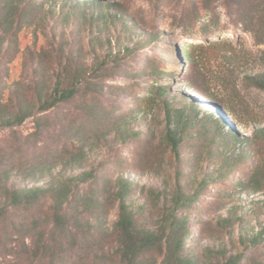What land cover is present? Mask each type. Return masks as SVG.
Segmentation results:
<instances>
[{
	"label": "trees",
	"instance_id": "trees-1",
	"mask_svg": "<svg viewBox=\"0 0 264 264\" xmlns=\"http://www.w3.org/2000/svg\"><path fill=\"white\" fill-rule=\"evenodd\" d=\"M33 3L34 0H29L24 6ZM77 3L82 8L80 14L84 16V23H90L91 30L85 27L79 31L73 29L66 39L53 29L52 47L37 48L32 52L35 72L41 76L29 82L24 76L12 84L0 82V131L22 126L33 118L36 134L40 133L48 119L44 113L80 97H90L91 104L84 105L82 111L94 126L77 140L72 134L73 126H67L71 147L65 146L62 152L65 154L69 148L68 152L74 149L67 159L63 155L47 157L39 146L21 161L10 155L0 157V237L5 238L0 244V252L2 247L7 250L6 245L14 235H19L23 240L16 254L17 263L264 264V222L257 221L260 228L256 230L245 221V212L239 214V210L232 207L226 210L227 215L212 217L210 209L205 212L200 200L201 194L208 192L215 182L224 184L233 172L247 170L239 185L242 189L262 192L261 199L248 202L264 208V126L255 129L251 140L242 139L253 142L252 149L244 147L233 156L223 155L219 147L210 152L203 146L195 148L197 143L194 141L191 146L194 154L185 156L190 140L187 125L177 123L166 106V119L159 137L153 130L155 118L147 129L135 130L132 124L139 117L137 111L144 110L143 113L148 115L153 105L165 102L167 88H155V98L147 99L149 106L142 108L136 103L131 114L116 117L107 111L102 105V94L105 80L110 77L109 65L113 62L119 66L122 57L133 54L139 43L135 46L122 43V33L129 27L126 24L121 25L123 31L117 36L110 31V25L125 20V16L105 11L121 7V3L105 0H77ZM187 4L196 14L200 4L209 9L203 0H188ZM88 11L93 14L89 15ZM249 11L253 13V10ZM52 13L44 8L36 18L29 20L28 25L37 23L42 28L39 23L45 22ZM254 18L251 14L250 19ZM3 19L0 9V27L5 22ZM260 23L246 29L255 35L258 45H264V34L259 28L264 22ZM104 27L107 30L104 31ZM4 40L5 37L0 36V53ZM48 53L52 64L55 63L50 76L52 80L44 76L51 71ZM85 56L90 60H83ZM171 60L182 69L185 65L190 70L198 66L187 48L176 49ZM261 60L264 68V50ZM4 70L8 79L9 66ZM246 79L251 86L264 92V69L258 74L247 75ZM185 83L189 98L204 117L231 120L249 131L248 124H241L244 122L238 115L235 97L225 103L215 100L198 78L185 80ZM110 133H114L115 144L121 141L134 147L133 165H140L141 159L144 161L145 158L150 161L151 151L145 144L160 149L156 157L161 162L152 172L162 177L160 186H143V203L138 207L131 203L135 194L134 182L122 174L128 164L127 158L115 156L108 162H98L95 168L87 167L100 141H108ZM167 155L171 168L162 173V163ZM212 161H218L216 170L210 169ZM116 162L119 163L117 168ZM206 163L208 166L203 168ZM202 168L205 170L201 178L199 171ZM15 175L17 180L9 186ZM111 214L114 220H110ZM206 238L218 244L204 246Z\"/></svg>",
	"mask_w": 264,
	"mask_h": 264
},
{
	"label": "rangeland",
	"instance_id": "rangeland-1",
	"mask_svg": "<svg viewBox=\"0 0 264 264\" xmlns=\"http://www.w3.org/2000/svg\"><path fill=\"white\" fill-rule=\"evenodd\" d=\"M203 1L209 9H204L200 4L196 14V11L188 6V0H105L122 4L121 7L108 8L105 12L125 16V20L110 25L112 35H119L123 31L121 25L126 24L129 27L126 33H122L124 36L122 43L139 45L135 46L133 54L122 57L118 62L119 66L110 63V77L105 80L102 105L116 117L120 114L128 115L135 109L136 103L142 108L149 106L147 99L153 96L155 88L166 87L165 102L159 104L156 101L157 104L152 106L148 115L143 113L144 110L137 111L139 117L133 120V128L140 131L147 129L155 118L153 130L155 136L159 137L164 126L163 121L166 119L167 107L175 116L177 123L187 125L185 128L190 140L187 143L188 149L184 151L185 156L194 154V150L191 149L193 141L197 143L195 148L203 146L206 152H210L213 148L219 147L223 155L233 156L244 147L252 149L253 142L242 139L251 140L255 129L264 126V92L251 86L246 79L247 75L258 74L264 69L261 60L264 45H258L255 35L246 29L254 23L259 25L260 22H264V0ZM14 2L11 4L10 0H0L1 14L5 21L0 27V36L5 37L4 47L0 53L1 83L7 81L12 84L23 76L26 82H29L41 76L35 72L36 61L32 52L37 48L52 47L53 29L57 30L58 36L69 39L73 29L79 31L82 27L87 30L92 28L90 23H84V16L80 14L82 8L77 5V0H34L32 6L29 4L24 6L29 0ZM44 8L53 13L48 15L45 22L39 23L43 27L39 28L37 23L28 25L29 20L36 18ZM249 9L253 10V13ZM76 11L79 12L74 14ZM88 14L91 15L93 12L88 11ZM251 14L255 17L253 20L250 19ZM8 27L10 28L7 29ZM259 28L264 34V26ZM105 30L107 29L104 27ZM84 43H87V39ZM180 48H187L197 61L198 66L194 70L186 68V65L183 69L178 68L172 62L174 51ZM48 55L51 71L44 76L52 80L50 76L52 77L54 72L55 63L52 64V58L49 53ZM83 60H90V57L85 56ZM6 66H9L10 70L8 79L4 74ZM192 78H198L201 86L206 88L215 100L226 103V100L235 97L238 115L244 122L241 124H248L249 131L231 120L227 122L218 116L204 117L185 89V80ZM89 104L90 97L83 99L80 97L44 113L48 119L44 122L42 131L37 134L33 118L28 119L22 126L1 130L0 157L10 155L21 161L39 146L47 157L63 155L62 157L67 159L74 150L68 152L69 148L64 151L65 154L62 152L65 146L71 147L67 126H73L72 134L76 140L94 126L82 111V107ZM132 116H135V113ZM113 138L114 133H110L108 141H100V146L95 150L93 157L91 156L87 167L95 168L98 162H108L115 156L127 158L128 164L122 174L134 182L135 194L131 203L138 207L143 203V186L147 188L160 186L162 177L152 173L161 162L158 160L159 157H156L160 149L154 148L155 145L150 148L145 144L149 152L151 151L150 161L145 158L144 161L141 159L140 165H133L136 158L134 147L121 141L115 144ZM169 162L170 157L167 155L162 163V173L171 168ZM217 163L218 161H212L210 169L216 170ZM207 164H203V168H206ZM118 165L116 162L115 168ZM203 168L199 171L201 178L204 175ZM247 173V170H237L227 177L226 183L215 182L209 187L208 192L201 194L200 200L205 212L210 209L212 217H217L220 214L227 215L228 208H237L239 214L246 213L245 221L250 226L259 229L257 221L264 222V208H261L260 204L249 203L248 200H259L263 196L262 192L242 189L243 187L239 185ZM16 180L15 175L9 181V186H13ZM237 191L239 193H236ZM226 194L229 196L226 197ZM109 217L110 220L115 219L112 214ZM152 221L149 220L151 223ZM4 239V236L0 237V244L4 243ZM22 240L19 235H14L6 245L7 250L2 247L0 252L2 264H28L17 263L15 260ZM27 242L29 243V239ZM203 244L206 246L218 243L206 238ZM37 264H47V261Z\"/></svg>",
	"mask_w": 264,
	"mask_h": 264
}]
</instances>
